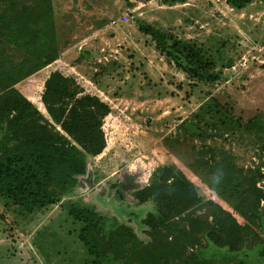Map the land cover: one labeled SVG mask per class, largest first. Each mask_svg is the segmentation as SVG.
Instances as JSON below:
<instances>
[{
    "label": "rangeland",
    "instance_id": "1",
    "mask_svg": "<svg viewBox=\"0 0 264 264\" xmlns=\"http://www.w3.org/2000/svg\"><path fill=\"white\" fill-rule=\"evenodd\" d=\"M51 6L59 57L123 118L102 156L84 153L85 171L72 185L54 188L53 203L32 200L25 208L0 193V264H93L78 235L85 223L71 216L70 206L98 215L101 231L93 240L100 264L193 258L264 264V130H227L236 124L225 125L215 105L244 121L259 113L264 127V3L237 9L225 0H51ZM141 22L164 32L169 43L201 49L215 60L218 79H196L160 53L138 29ZM9 53L14 61L25 56L23 49ZM221 166L226 177L216 187ZM176 177L192 185L197 202L160 221L156 198ZM146 186L151 193L140 201L136 192ZM210 200L234 208L252 229L233 250L203 235Z\"/></svg>",
    "mask_w": 264,
    "mask_h": 264
},
{
    "label": "trees",
    "instance_id": "2",
    "mask_svg": "<svg viewBox=\"0 0 264 264\" xmlns=\"http://www.w3.org/2000/svg\"><path fill=\"white\" fill-rule=\"evenodd\" d=\"M225 1L241 9L255 0ZM138 29L155 41L160 53L196 79H218L213 71L215 60L201 49L179 40L169 43L164 32L148 23L141 22ZM13 48L23 49L25 56L14 61L9 53ZM215 105L225 125L236 124L226 126L227 130H264L261 114L244 121L224 105ZM120 116L121 110L113 102L59 57L51 0H0V193L25 208L32 206V200L53 203L54 188L72 185L74 175L85 171L84 153L97 160L111 146L115 127L123 118ZM188 126L193 131L198 129L192 123ZM166 187L156 198L160 221L185 212L197 202L192 185L181 177ZM150 193L146 186L135 196L144 201ZM206 206L203 235L209 242L233 250L251 234V227L242 224L234 208L213 200ZM69 213L85 223L79 238L95 256L93 264H100L101 251L93 240V234L101 231L98 215L75 206H70ZM250 215L254 214H245L248 219ZM189 264L203 263L193 258Z\"/></svg>",
    "mask_w": 264,
    "mask_h": 264
},
{
    "label": "clouds",
    "instance_id": "3",
    "mask_svg": "<svg viewBox=\"0 0 264 264\" xmlns=\"http://www.w3.org/2000/svg\"><path fill=\"white\" fill-rule=\"evenodd\" d=\"M214 183L216 187H219V185L223 182L224 178L226 177V172L223 169V167H217L216 172L214 173Z\"/></svg>",
    "mask_w": 264,
    "mask_h": 264
}]
</instances>
